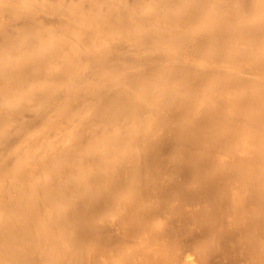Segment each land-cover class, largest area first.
Masks as SVG:
<instances>
[{"label":"bare ground","instance_id":"bare-ground-1","mask_svg":"<svg viewBox=\"0 0 264 264\" xmlns=\"http://www.w3.org/2000/svg\"><path fill=\"white\" fill-rule=\"evenodd\" d=\"M0 264H264V0H0Z\"/></svg>","mask_w":264,"mask_h":264}]
</instances>
